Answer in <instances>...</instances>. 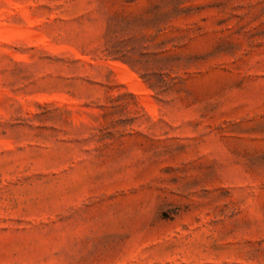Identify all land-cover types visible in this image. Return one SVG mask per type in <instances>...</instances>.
<instances>
[{"label": "rangeland", "instance_id": "obj_1", "mask_svg": "<svg viewBox=\"0 0 264 264\" xmlns=\"http://www.w3.org/2000/svg\"><path fill=\"white\" fill-rule=\"evenodd\" d=\"M0 264H264V0H0Z\"/></svg>", "mask_w": 264, "mask_h": 264}]
</instances>
